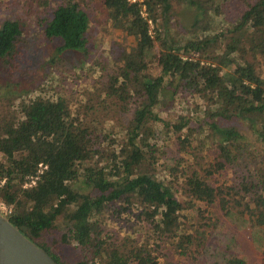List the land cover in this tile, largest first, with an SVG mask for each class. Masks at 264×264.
Here are the masks:
<instances>
[{
  "label": "trees",
  "instance_id": "16d2710c",
  "mask_svg": "<svg viewBox=\"0 0 264 264\" xmlns=\"http://www.w3.org/2000/svg\"><path fill=\"white\" fill-rule=\"evenodd\" d=\"M100 1L106 11L105 23L133 40V46L121 52L117 69L108 74L103 86L107 96L121 103L138 99L124 139L105 146L104 138L74 116L61 95L32 97L12 112L6 110L0 119V200L11 209L9 221L57 264L69 263L37 239L55 228L59 217L67 227L61 240L79 248L74 264H161L157 247L163 240L179 248L180 254L190 252L193 234L183 232L178 237L182 223L189 219L187 209L176 197V190L158 175L156 144L149 139L153 132L145 127L150 116L158 119L154 111L165 92H181L206 98L208 115L197 127L190 126L184 116L171 124L177 133L186 128L184 138L178 137L180 148L193 154L202 143L195 147L191 140L202 137L216 151L211 161L198 163L200 170H193L183 190L192 200L217 201L224 211H228L225 196L239 193L252 226L264 234V72L258 71L256 63L258 56L264 57V0L248 3L236 23L212 37L192 35L182 44L159 35V20L169 21L172 0H143L145 17L137 2ZM188 2L195 7V26L211 15H222L226 0ZM38 21L46 38L57 40V56L65 50L83 55L89 51L91 25L81 0H63ZM254 32L259 34L248 42V35ZM21 33L19 20L2 22L0 60L12 57ZM221 40H225L223 47L218 45ZM156 43L158 54L154 52ZM243 43L247 47L242 50ZM198 53L204 56L191 57ZM247 53L252 60L244 56ZM152 60L159 66L155 76L147 73ZM238 122L246 123L260 142V173L255 180L246 175L232 180L224 190L214 187L211 178L235 165L245 148ZM40 163L45 168L33 185L25 187ZM256 181L263 186L257 189ZM107 206L114 218L125 222L136 219L147 235L118 240L106 234L102 218ZM195 237L199 248L204 241ZM227 263L248 264L236 256H230Z\"/></svg>",
  "mask_w": 264,
  "mask_h": 264
},
{
  "label": "rangeland",
  "instance_id": "374dc122",
  "mask_svg": "<svg viewBox=\"0 0 264 264\" xmlns=\"http://www.w3.org/2000/svg\"><path fill=\"white\" fill-rule=\"evenodd\" d=\"M61 1L63 0H0V25L6 19H17L22 30L12 57L7 58V61L0 60V119L6 110L12 112L23 100L36 96L54 98L61 95L69 102L73 115L93 128L94 133L104 138L102 140H105V146H109L112 140L115 142L124 139L138 99L121 103L107 96L103 86L108 74L117 69L121 52L129 50L133 46V40L105 23L106 11L100 0H81L91 25L88 32L89 51L83 55L65 50L57 56L55 49L58 42L46 38L38 18H42L44 14L50 15L53 7ZM254 1L226 0L220 11L222 15H211L206 21L193 26L195 7L188 0H172L169 21L159 20V35L161 38L168 36L170 40L180 44L185 43L192 35L210 38L223 27L236 23L247 4ZM150 29L151 34L155 35L152 23ZM238 34L239 37L246 38L243 34ZM258 34L259 32L249 34L248 42L253 41ZM224 41L221 40L218 45L223 47ZM244 46L247 47L243 43L241 49ZM159 49V44L156 43L154 52L158 54ZM198 56L204 55L198 53L191 57L197 59ZM244 56L252 60L251 53ZM256 63H259L258 71L264 72V57L258 56ZM147 73L153 76L159 73L155 60L150 62ZM206 110V98L181 92L174 95L165 92L154 111L158 119L150 116L145 126L153 132L149 139L156 144L154 164L158 175L176 190V197L187 209L189 219L187 223H182L178 237L183 232L193 234V243L189 245L191 251L185 255L180 254L179 248L167 240L158 242L159 261L161 264H228V258L236 256L243 258L248 264H264V234L252 226L251 215L244 209L239 193L225 196L228 211H224L217 201L206 204L192 200L183 190L182 186L193 170H200L198 163L211 161L216 151L214 145L202 137L191 140V145L195 147L202 143L193 154L188 153L189 149H181L178 137L184 138L186 128L177 133L173 131L171 124L178 117L184 116L190 120V126L197 127L208 115L205 114ZM237 127L245 135V148L241 150L235 165L215 173L211 178L214 187L224 190L232 185V180L243 175L255 180L260 173V142L246 123L238 122ZM262 186L261 182L258 183L257 189ZM105 212L102 220L106 234H111L118 240L139 237L140 234L144 238L147 235V230L136 219L127 222L115 219L108 206ZM66 232L67 227L59 217L55 228L44 233L37 241L61 261L74 264L79 258V248L74 242L64 243L61 240L62 234ZM196 235L204 241L199 248L195 247ZM192 251L195 252L191 253Z\"/></svg>",
  "mask_w": 264,
  "mask_h": 264
},
{
  "label": "water",
  "instance_id": "95a60500",
  "mask_svg": "<svg viewBox=\"0 0 264 264\" xmlns=\"http://www.w3.org/2000/svg\"><path fill=\"white\" fill-rule=\"evenodd\" d=\"M0 264H57L0 211Z\"/></svg>",
  "mask_w": 264,
  "mask_h": 264
},
{
  "label": "built area",
  "instance_id": "2783aa9c",
  "mask_svg": "<svg viewBox=\"0 0 264 264\" xmlns=\"http://www.w3.org/2000/svg\"><path fill=\"white\" fill-rule=\"evenodd\" d=\"M129 2H133V3H138L139 5H141V14L142 16H146V9H145V5L143 4V0H128ZM150 22V21H149ZM45 168V166H42L41 163L39 164V168L37 171V174L35 176H30L26 181L24 186H31L35 183V181L38 179L39 174L42 172V170ZM0 211L7 215L8 213H10L11 209L8 205H6L3 201L0 200Z\"/></svg>",
  "mask_w": 264,
  "mask_h": 264
}]
</instances>
